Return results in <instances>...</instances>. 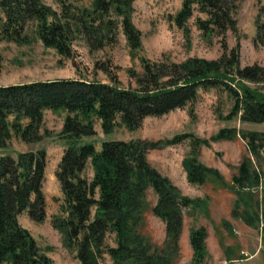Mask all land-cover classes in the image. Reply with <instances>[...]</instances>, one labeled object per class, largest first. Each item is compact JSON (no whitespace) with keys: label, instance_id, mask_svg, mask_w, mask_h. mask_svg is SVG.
Returning a JSON list of instances; mask_svg holds the SVG:
<instances>
[{"label":"trees","instance_id":"obj_1","mask_svg":"<svg viewBox=\"0 0 264 264\" xmlns=\"http://www.w3.org/2000/svg\"><path fill=\"white\" fill-rule=\"evenodd\" d=\"M63 1L58 11L43 0H0V39L28 42L27 28L34 23L37 37L46 46L72 56L76 33L83 34L93 50L115 43L121 27L132 53L142 48L143 32L133 20L135 0H92L91 6L82 7ZM238 4L239 0H182L173 16L176 24L189 36V19L197 12L196 24L203 34L220 36L222 54L183 60H156L143 55L142 70L128 69L135 85H122L117 73L99 62L97 67L104 69L111 81L80 76L0 83V148L10 147L14 136L26 143L41 141L52 132L44 126L46 110L66 111L60 135L67 144L55 171L63 200L52 223L63 233L65 243L76 248L81 264H175L181 252L186 210H206L208 201L184 193L152 164L148 153L187 136H192V143L183 164L189 180L202 184L212 176L217 178L237 193L232 209L235 216L251 225L264 219V130L229 126L212 136H240L246 143L248 153L242 157L231 184L218 167L200 160V146L211 144L207 137L184 132L158 139L106 138L99 148L94 140L85 139L97 133V120L106 133L118 124L136 129L147 116L185 107L198 98L201 89L208 88L222 89L233 99L228 118L264 122V63L241 61L235 16ZM255 25L254 43L260 46L264 44L262 0ZM228 30L237 33L232 47L227 41ZM47 163L44 146L0 152V264H58L20 221L24 211L36 221L47 218L43 188ZM89 164L91 176L86 174ZM149 188L157 195L152 210L165 223L161 244L140 229ZM111 235L114 243L108 241ZM207 236L204 224L190 228L193 264H206Z\"/></svg>","mask_w":264,"mask_h":264},{"label":"rangeland","instance_id":"obj_2","mask_svg":"<svg viewBox=\"0 0 264 264\" xmlns=\"http://www.w3.org/2000/svg\"><path fill=\"white\" fill-rule=\"evenodd\" d=\"M53 8L61 11V0H43ZM264 1V0H262ZM68 5L77 7L91 6L92 0H64ZM133 20L143 32V46L136 53H132L125 33L119 28L118 40L99 49H91L81 33H76L72 40L73 55L65 56L53 46H46L37 37L35 24L30 23L27 32L30 41L19 43L15 40L0 39V54L2 68L0 83H15L34 79H48L57 77H86L111 81L108 73L97 67V62L105 63L111 71H115L124 86L135 85L131 78L129 67L142 70L141 56H148L156 60H183L189 56H205L215 58L222 54L223 45L220 36H208L196 24V14L189 19L191 28L187 36L183 28L179 27L173 16L180 9L182 0H135ZM259 7V0H239L235 16L238 19L241 41V61L243 64L259 61L264 63V44L254 43L256 31L255 18ZM204 16L203 13H200ZM229 47L237 42V33L227 32ZM233 99L230 95L217 88L201 89L198 98L163 115L147 116L143 124L130 129L125 124H118L110 132H104L101 121L95 126L97 133L85 139L94 140L97 147L106 138L130 139L133 137L165 138L178 133H194L201 137L210 138L211 144L200 146V160L205 164L218 167L226 181L231 184L233 175L238 171V165L248 149L244 139L240 136L234 139L212 138L220 128L229 126L245 127L264 130V122L242 121L239 116L228 118ZM192 110V113L190 110ZM66 111L45 112L44 126L51 130V134L41 141L26 143L14 136L11 146L0 152L25 150L44 146L48 152V163L44 180V191L47 197L48 215L44 221L32 219L27 211L20 215L21 223L28 227L37 239L41 248L58 264H81L75 247L68 246L63 233L52 223L54 214L60 212L63 193L60 182L55 174L58 163L67 144L60 135ZM192 136L183 141L167 145L160 149H152L148 157L152 164L180 186L182 191L191 196H200L208 201V208H189L185 212L184 230L181 236V252L175 264H193V248L189 240L190 228L204 224L208 229L206 264H264V219L257 225L247 223L243 218L235 216L232 209L237 193L228 184H224L215 177L205 183H193L189 180L187 170L183 164L184 157L191 150ZM88 176L92 175L90 164L86 169ZM260 190L257 194H260ZM157 195L152 188L147 192L148 205L144 212V223L141 231L157 244L165 238V223L154 214L152 207ZM245 205L242 203V207ZM228 221V223L226 222ZM114 243L112 235L108 237ZM106 261L110 262L107 255Z\"/></svg>","mask_w":264,"mask_h":264},{"label":"crops","instance_id":"obj_3","mask_svg":"<svg viewBox=\"0 0 264 264\" xmlns=\"http://www.w3.org/2000/svg\"><path fill=\"white\" fill-rule=\"evenodd\" d=\"M5 84H7V83H5Z\"/></svg>","mask_w":264,"mask_h":264}]
</instances>
